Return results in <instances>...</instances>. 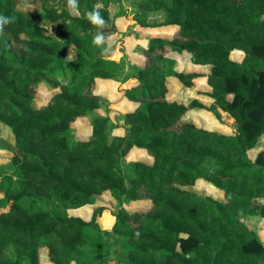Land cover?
Segmentation results:
<instances>
[{"label":"trees","instance_id":"obj_1","mask_svg":"<svg viewBox=\"0 0 264 264\" xmlns=\"http://www.w3.org/2000/svg\"><path fill=\"white\" fill-rule=\"evenodd\" d=\"M120 1L78 0L76 15L68 0H0V15L10 18L0 31V126L15 137L0 135V148L13 152L6 166L17 177L6 184L1 163L0 264H43V249L48 264H108L113 251L120 264H264V241L248 223L264 215V152L249 154L264 135V0H133L136 23L176 30L151 38L140 51L145 64L131 63L130 73L106 42L108 24L127 14ZM97 6L102 46L86 18ZM236 49L241 61L231 57ZM172 51L189 54L192 70L169 68ZM129 77L136 81L123 95L137 106L124 115L125 133L112 137L109 115L99 113L111 103L96 81ZM171 79L187 87L202 80L208 90L179 100ZM43 86L54 92L37 105ZM202 96L237 121L234 133L187 118L212 109ZM80 119L90 120L88 139L75 138ZM133 148L152 161H126ZM206 163L215 168L208 175ZM200 178L223 198L198 193ZM106 192L118 201L111 230L99 224L103 206L89 220L68 213ZM47 198L66 213L30 204ZM124 202L149 205L130 210Z\"/></svg>","mask_w":264,"mask_h":264},{"label":"rangeland","instance_id":"obj_2","mask_svg":"<svg viewBox=\"0 0 264 264\" xmlns=\"http://www.w3.org/2000/svg\"><path fill=\"white\" fill-rule=\"evenodd\" d=\"M119 5L123 9L127 10V14L120 18V21H122V23H121L122 29H131V24H132L131 21L133 19L132 13L138 9V6L135 3H133V0H121ZM19 7L22 10H29V9H33V8L35 9V7H33V6L24 5V4H20ZM62 7H63V5L60 4V8H62ZM115 14H116V10L113 9V15H115ZM108 26L111 29H114V28L116 30L119 29L116 25V22L111 21L108 24ZM159 27H161V26H159ZM52 33L55 35V32H52ZM121 39H122V44L124 45L123 42L125 40H124V38H121ZM130 43H131L129 46L130 48L127 47L128 51L124 50V49H126V47H124L123 45L122 46L124 48H121V51L125 52L127 62H129L130 65H131V63H137L136 61L145 64V59H143V57L140 56L142 54H140L138 51H135V49H134V47H135L134 45L137 42L132 41ZM138 54H140V55H138ZM132 56L136 60L135 62L130 59ZM231 57L235 60L244 58V52L242 50L241 51L240 50L233 51V56H231ZM172 60L173 61L170 63L171 65H168L169 68H171L173 71L181 70L182 66H183L182 65L183 62L178 63L174 59H172ZM192 68L193 67H190V66H184L183 70L191 71ZM128 71H126V72L127 73H130V71L133 72V70L131 68ZM131 78L129 77V78L125 79L123 81V84H126V85L131 84L132 83V82H130ZM175 81L179 82V80H176V79H175ZM200 85L205 86L206 84H200ZM183 86L184 87L182 89H180V88L174 89L173 88L172 95H176L177 98L182 99V100L183 99L189 100L195 94V93H191L193 88L188 89L185 87V85H183ZM53 92L54 91L49 90L48 86H43L38 92V99L36 101V104L40 105L42 103L47 102L49 97L53 94ZM102 96L105 97L104 95H102ZM202 97L206 98V100L203 99V101L205 103L211 105L212 109L211 110L194 109L188 113L187 118L193 120L197 125L204 127V128H207V129H210V130H215V131L227 133V134L234 133L238 127L237 121L228 112L224 111L219 106L213 104L211 99H208V97H206V96L205 97L202 96ZM106 101L111 103L110 112H107L106 110L102 109L101 111H99V113L109 115L107 128H108V133L110 134V136L114 137L117 135H121L125 132L124 128L127 126V124L125 123V119H124L125 113L123 114V111L118 110V109L116 110L115 104L108 97L106 98ZM84 123H86V122H84ZM84 123L76 122L75 128L78 129V132L76 133L75 138H78V139L89 138L90 134L92 133V127L89 124L90 120L89 119L87 120V123H86L87 125ZM0 135L2 136L3 139L9 140V142H11V143H13L15 140V137H14L13 133L10 131V129L5 130L3 128H0ZM1 150H7V149L6 148H0V158L3 159V163H2V165H3L2 169L4 171L3 175H4V177L5 176L8 177V179L5 180V183L10 185L12 182L13 186H15V183L13 181L16 182L17 177H16L15 173L11 172L10 169H8L6 166L7 162L10 160V158L12 156L8 157L7 153L5 151H1ZM262 152H264V135L260 138V141H259L257 147L250 150L249 154L253 159H256L260 155V153H262ZM5 159H6V161H5ZM152 159L153 158L151 157V155H149L146 151L140 150L138 148H133L131 150V152L128 154L126 161H134V160L152 161ZM122 167H123L125 174L128 177H130L132 175V173L130 171V167L128 166V163L123 162ZM202 169H203V173L205 175H208L212 171H214L215 168H214L212 163L211 164L206 163V164H204ZM194 188L200 194L212 195L214 197L221 198V199L223 198V196L219 194L218 189L216 187H214L212 184H210L205 178H200L196 182V185L194 186ZM0 195H2V194H0ZM261 201H264V198ZM31 202H30V204L32 207H35L34 209L52 208V209H57L61 213H66V211H63L58 206V204L55 202V200H51V199L47 198V199H42L40 201H36V202L31 201ZM124 205L130 210L146 211L148 209L149 204L147 202H134L131 205H128L124 202ZM98 206L104 207V211H103L102 215L98 218L100 226L103 229L111 230L113 227V224L115 222V218H116L115 214L118 211V201L109 192H106L105 194L101 195L96 204L88 205V206L86 205L84 207L76 208V209H70L68 211V213L71 215L82 216L85 219L89 220L92 217L93 210ZM248 223H249L250 227H252L253 229L258 231L259 236L264 241V215L255 214V215L249 217ZM42 259H43V264H48V262H47L48 261L47 260L48 259V252L46 249L42 250ZM86 263H89V262H86ZM108 264H120L118 261L117 255H116V253H114V251L112 252V256H111V259L109 260Z\"/></svg>","mask_w":264,"mask_h":264},{"label":"crops","instance_id":"obj_3","mask_svg":"<svg viewBox=\"0 0 264 264\" xmlns=\"http://www.w3.org/2000/svg\"><path fill=\"white\" fill-rule=\"evenodd\" d=\"M136 11H134L132 13V16H134ZM121 17H123V16L117 17L115 19L116 25H117V27L119 29L118 30H116L115 28L112 29L113 33H111V34L106 36V42H107L108 46L110 45L111 49H113L112 54H110L109 57L116 58L118 60H122L124 62V64H125L127 69L128 68L130 69V67H129L130 64H129V62H127V58L125 56V52L121 51V48L126 47V49H124V50L128 51L127 47L130 48L129 47L130 44H131L130 42H132V41L134 42L135 41L137 43L134 45L135 46L134 49H135V51H138L140 53V51L142 49L148 47L149 40L151 38H153V37L171 38L174 35V32L176 30V27H174V26L145 27V26H142V25L136 23L134 18L131 21L132 22L131 29H122V27H121L122 21H120ZM121 38H124V40H125L123 42L124 45L122 44V39ZM233 51H238V49L233 50ZM233 51L231 53V56H233ZM140 54H138V55H140ZM140 56L143 57V59H145L143 55H140ZM169 57L174 59L178 63L179 62H183V64L181 63L183 65L182 69L179 70V71H182L184 66H190V64H193L191 56L189 54H187V53H182L181 54L179 52L172 51V52L169 53ZM130 59L133 60L134 62L136 61L133 56ZM242 59L243 58L236 59V60L241 61ZM136 62L139 65H144V63H141V62H138V61H136ZM202 70L206 71L207 68L206 69L204 68ZM197 71H199L198 68H197ZM135 81H136L135 77H132L130 79V82H132V83H134ZM200 82H203V81L202 80H195V83H194L193 86H191V87L185 86L188 89H192L193 88L191 93H195V94L192 96V98L197 96V92L199 90H201V89L208 90V88H201L199 86ZM169 84H170L171 96L173 98L179 99V98H177L176 95H172V91H173V88L174 89H176V88L182 89L184 87L183 84L181 82L179 83V82L175 81V79H171L169 81ZM131 86L132 85H130V84L126 85V84L117 82V81L112 80V79H102V78H100V79H97V81H96V91H97V93L102 94L106 98L108 97L111 101H113V103L115 104V109L123 111V114L128 112V111L133 110L137 106V103L135 101L129 100L126 96L123 95V89L129 88ZM179 100H182V99H179ZM189 100L186 99V101H189ZM100 111H101V109H100ZM77 122H82V123L86 122L87 123V119H80ZM86 123H84V124H86ZM73 125H74V127H76V122ZM0 128H3L5 130L9 129L8 127L3 126V125H1ZM123 134H121V135H123ZM85 139H88V138H85ZM1 151H5L7 153L8 157L13 155V152H11L9 150H1ZM6 159H5V161H6ZM146 161H148V160H146ZM1 163H3V159L2 158H0V164Z\"/></svg>","mask_w":264,"mask_h":264},{"label":"clouds","instance_id":"obj_4","mask_svg":"<svg viewBox=\"0 0 264 264\" xmlns=\"http://www.w3.org/2000/svg\"><path fill=\"white\" fill-rule=\"evenodd\" d=\"M68 7L72 13L79 15V6L78 0H68ZM86 18L90 23L97 28V35L93 39V43L97 46H102L105 44V36L102 32V29L105 28L106 22L102 17L99 6L94 7L93 10L86 13ZM10 23V18L4 15H0V31L3 30V27ZM110 46V45H109Z\"/></svg>","mask_w":264,"mask_h":264}]
</instances>
